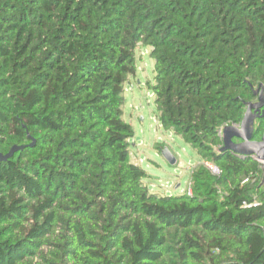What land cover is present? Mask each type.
Instances as JSON below:
<instances>
[{
	"label": "trees",
	"instance_id": "trees-1",
	"mask_svg": "<svg viewBox=\"0 0 264 264\" xmlns=\"http://www.w3.org/2000/svg\"><path fill=\"white\" fill-rule=\"evenodd\" d=\"M139 44L190 194L131 161ZM260 83L264 0H0V264H264V167L220 150Z\"/></svg>",
	"mask_w": 264,
	"mask_h": 264
},
{
	"label": "rangeland",
	"instance_id": "rangeland-1",
	"mask_svg": "<svg viewBox=\"0 0 264 264\" xmlns=\"http://www.w3.org/2000/svg\"><path fill=\"white\" fill-rule=\"evenodd\" d=\"M149 51V47L137 45L136 73L124 84L123 118L134 130L130 158L147 172L144 182L151 191L178 194L190 187V173L202 161L189 144L171 131H165L157 121L154 95L147 86L154 76V60ZM163 147H168L176 157L175 165L162 157L160 148Z\"/></svg>",
	"mask_w": 264,
	"mask_h": 264
},
{
	"label": "water",
	"instance_id": "water-1",
	"mask_svg": "<svg viewBox=\"0 0 264 264\" xmlns=\"http://www.w3.org/2000/svg\"><path fill=\"white\" fill-rule=\"evenodd\" d=\"M256 100L247 102L239 125H225L221 129L222 147L220 150H229L237 156H252L264 163V129L259 139H254L255 121L264 116V85L259 84L254 89ZM33 143L30 144L32 146ZM24 145H13L5 154L0 152V161L12 157L15 152L23 149ZM162 157L170 165L177 163L176 157L168 147L161 150Z\"/></svg>",
	"mask_w": 264,
	"mask_h": 264
},
{
	"label": "built area",
	"instance_id": "built-area-1",
	"mask_svg": "<svg viewBox=\"0 0 264 264\" xmlns=\"http://www.w3.org/2000/svg\"><path fill=\"white\" fill-rule=\"evenodd\" d=\"M260 163V162H259ZM206 165L208 166V168L214 173V174H218L219 171L217 169V167H215L214 165H211L209 163H206ZM262 167H264V163L261 164ZM262 181L264 182V171H263V174H262ZM187 193H191V190H190V187L187 189Z\"/></svg>",
	"mask_w": 264,
	"mask_h": 264
}]
</instances>
